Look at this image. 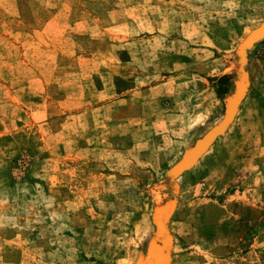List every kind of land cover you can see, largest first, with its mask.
<instances>
[{
    "label": "rangeland",
    "instance_id": "obj_1",
    "mask_svg": "<svg viewBox=\"0 0 264 264\" xmlns=\"http://www.w3.org/2000/svg\"><path fill=\"white\" fill-rule=\"evenodd\" d=\"M263 26L264 0H0V264H138L158 210L164 264H264Z\"/></svg>",
    "mask_w": 264,
    "mask_h": 264
},
{
    "label": "water",
    "instance_id": "obj_2",
    "mask_svg": "<svg viewBox=\"0 0 264 264\" xmlns=\"http://www.w3.org/2000/svg\"><path fill=\"white\" fill-rule=\"evenodd\" d=\"M259 29H263L264 30V26L261 28H258L256 30H254L253 32H251V34H253L255 31L259 30ZM248 37H250V35ZM264 38V33L262 36H260L257 39H253L252 42L245 48H243V45L245 44V41L243 42V44L240 47V51L242 53H245L246 50L250 49L255 43H257L258 41H260L261 39ZM246 92V81H242L239 85V92L237 94V96L235 97V99L231 100L227 105H226V112H225V117L223 122H221L219 125H217L216 127H214L212 130H210L201 140L202 141L208 134H210L211 132H214L212 134V137L210 139V142L205 146V148L198 152L196 157L193 159V161L191 163H187V158L190 154V151L185 155V157L183 158V160L181 162H179L172 170L173 174L175 176H178L180 174H182L183 172H185L186 170L190 169L192 166H194V164L196 163V161L202 156V154H204L207 149L211 146V144L214 142V140L218 137L221 136L222 134H224V132L227 130L228 126L230 125V123L232 122L236 111H237V107L238 104L240 103L241 99L244 97ZM229 111H231V116L229 119H227V115L229 113ZM199 141L197 143H199ZM196 143V144H197ZM157 213H162L164 216V225L166 227V239L165 240H161L160 237L158 236V230H157V226L155 224L156 227V233H155V239L158 243H152L150 245L147 257L140 261L138 264H148V262L152 259L154 264H164L163 261V252L166 249V245L169 243V234H168V229H167V225H166V218H167V211L166 210H158L155 212L154 216H153V222H154V217Z\"/></svg>",
    "mask_w": 264,
    "mask_h": 264
},
{
    "label": "bare ground",
    "instance_id": "obj_3",
    "mask_svg": "<svg viewBox=\"0 0 264 264\" xmlns=\"http://www.w3.org/2000/svg\"><path fill=\"white\" fill-rule=\"evenodd\" d=\"M158 222V221H157ZM160 222V221H159ZM161 227V226H160Z\"/></svg>",
    "mask_w": 264,
    "mask_h": 264
}]
</instances>
